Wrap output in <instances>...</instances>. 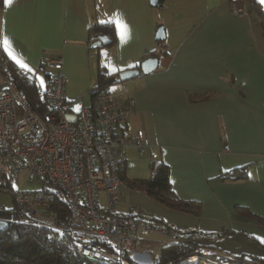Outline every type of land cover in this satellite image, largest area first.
I'll return each instance as SVG.
<instances>
[{
    "label": "crops",
    "instance_id": "crops-1",
    "mask_svg": "<svg viewBox=\"0 0 264 264\" xmlns=\"http://www.w3.org/2000/svg\"><path fill=\"white\" fill-rule=\"evenodd\" d=\"M244 2V14L234 12L232 0H13L0 6L4 50L9 54L7 37L12 54L33 70L44 54L59 56L74 111L92 103L89 89L99 71L118 74L158 58L153 71L117 87L134 99L118 127L143 139L142 147L126 148V175L147 178L152 162H164L174 194L196 207L174 209L123 183L118 213L141 212L169 230L148 236L151 249L139 255L148 263L187 229L223 234L195 240L205 264H264V30ZM114 17L127 25L124 39ZM105 21L114 22L115 41L91 46L104 35L92 25ZM160 27L165 35L158 38ZM3 87L0 78V92ZM242 165L247 177H220Z\"/></svg>",
    "mask_w": 264,
    "mask_h": 264
},
{
    "label": "built area",
    "instance_id": "built-area-1",
    "mask_svg": "<svg viewBox=\"0 0 264 264\" xmlns=\"http://www.w3.org/2000/svg\"><path fill=\"white\" fill-rule=\"evenodd\" d=\"M238 1L232 0L234 12L246 13ZM40 67L46 73L43 83L36 80L45 90L43 111L31 106L11 71L0 68V185L19 183L23 171L30 182H40L42 186L33 189L13 188L16 204L60 232L77 233L78 251L85 258L148 263L139 257L151 249L148 236L167 235L168 228L141 212L123 215L116 209L126 148L143 146L141 136L129 137L118 127L128 119L134 99L93 86V105L74 111L66 98L62 59L44 54ZM59 202L67 209L65 220L56 207Z\"/></svg>",
    "mask_w": 264,
    "mask_h": 264
},
{
    "label": "trees",
    "instance_id": "trees-1",
    "mask_svg": "<svg viewBox=\"0 0 264 264\" xmlns=\"http://www.w3.org/2000/svg\"><path fill=\"white\" fill-rule=\"evenodd\" d=\"M159 3L162 0H157ZM156 1V2H157ZM254 12L260 18L264 30V9L260 0H246ZM4 0H0L2 6ZM102 31L104 35L109 36L110 43L116 39V31L113 21L98 22L92 25V31ZM140 67V64L137 65ZM0 68L9 69L13 80L19 89L25 94L31 106L39 111L45 109L44 93L42 85H36L38 79L37 72L43 73V79L46 73L40 67L38 69L23 68L17 63L0 44ZM115 72L99 71L96 88H108L105 84L106 76L118 74ZM40 80V79H38ZM41 81V80H40ZM44 82V80H43ZM92 103L93 105V95ZM248 176L247 165L237 166L225 171L220 175L226 179H240ZM120 178L124 184L133 189H139L148 194L155 201L166 206L183 211H195V203L178 198L172 189L170 181V169L164 162H152L150 166V176L147 178H130L126 175L125 164L120 173ZM1 186H8L3 184ZM10 186V185H9ZM13 191V188H12ZM14 196V192H13ZM11 208L0 207V219L8 222L5 230H0V264H122L105 263L97 260L85 258L78 251V245L81 241L79 235L75 232H60L54 229L47 222L40 220L31 213L19 209L15 202ZM63 202L56 204L61 212L63 220L66 219V207ZM154 222L157 218L150 217ZM181 242L174 241L166 243L161 254L151 263H142L131 260V264H170L178 262L200 252V245L195 240L200 239L208 241L218 238L223 234L206 233L193 230H184L178 233ZM203 256V254H202ZM217 259V258H216ZM242 261L255 262L245 255L240 258ZM205 264V256L201 260Z\"/></svg>",
    "mask_w": 264,
    "mask_h": 264
},
{
    "label": "water",
    "instance_id": "water-1",
    "mask_svg": "<svg viewBox=\"0 0 264 264\" xmlns=\"http://www.w3.org/2000/svg\"><path fill=\"white\" fill-rule=\"evenodd\" d=\"M156 1L157 0H153V2H156ZM164 35H165L164 29L160 27L157 32V37L161 38ZM109 41H110V38H108L107 36L98 35V38L93 40L90 45L96 47L102 44H106ZM157 64H158V58L152 57V56L148 57L141 62L140 67L130 68V69L121 71L118 75V79H116L113 76H107L105 79V84L111 85L112 83H115L116 81L126 80L129 78L135 77L139 75L141 72L149 73L157 67ZM68 118L72 121L76 120L75 115H73L72 113L68 114ZM7 227H8V222L6 220L0 219V230H5Z\"/></svg>",
    "mask_w": 264,
    "mask_h": 264
},
{
    "label": "rangeland",
    "instance_id": "rangeland-1",
    "mask_svg": "<svg viewBox=\"0 0 264 264\" xmlns=\"http://www.w3.org/2000/svg\"><path fill=\"white\" fill-rule=\"evenodd\" d=\"M243 0H239L238 4L242 5ZM246 1V0H244ZM261 1V0H260ZM246 4V3H245ZM244 5V4H243ZM242 5V6H243ZM262 7L264 9V3H262ZM38 75V79H43V73L41 72H37ZM96 83L99 81L98 78L95 79ZM119 84H121V81H117L115 83H112L109 88L115 92H119L117 89V87L119 86ZM87 101H90V96L88 97ZM26 171H23L20 174V181L18 182H14L12 183V186H1L0 185V207H5V208H11L15 203H14V196H13V191L12 188H22V189H33L35 187H41L42 184L40 182L34 181V182H30L26 176ZM159 235L157 234H152L151 237H157ZM208 263V262H207Z\"/></svg>",
    "mask_w": 264,
    "mask_h": 264
},
{
    "label": "snow or ice",
    "instance_id": "snow-or-ice-1",
    "mask_svg": "<svg viewBox=\"0 0 264 264\" xmlns=\"http://www.w3.org/2000/svg\"><path fill=\"white\" fill-rule=\"evenodd\" d=\"M13 3V0H4V4L6 6L11 5ZM261 3H264V0H261ZM114 22L117 25L118 31H119V35L121 37V39H124L127 35V25L124 24L119 17H114ZM3 45L6 49L9 50V55H13L10 48H9V42L7 37H5L3 39ZM13 59H17L14 55H13ZM17 63H19L21 65V67L23 68H28V65L25 64L24 62L20 61L17 59ZM41 83H43V80L41 79ZM77 111H79V106H77Z\"/></svg>",
    "mask_w": 264,
    "mask_h": 264
},
{
    "label": "bare ground",
    "instance_id": "bare-ground-1",
    "mask_svg": "<svg viewBox=\"0 0 264 264\" xmlns=\"http://www.w3.org/2000/svg\"><path fill=\"white\" fill-rule=\"evenodd\" d=\"M199 257L197 255L190 256L187 261H183L182 264H198ZM214 264H219L214 261H212ZM211 261L208 264H213Z\"/></svg>",
    "mask_w": 264,
    "mask_h": 264
},
{
    "label": "clouds",
    "instance_id": "clouds-1",
    "mask_svg": "<svg viewBox=\"0 0 264 264\" xmlns=\"http://www.w3.org/2000/svg\"><path fill=\"white\" fill-rule=\"evenodd\" d=\"M195 255H198V254H195ZM193 256V255H192ZM199 257V256H198ZM189 258V257H188ZM188 258H186V260H188ZM182 260H185V259H182ZM202 259H200L199 258V261H201ZM208 261V260H207ZM202 262V261H201ZM198 264H200L199 262H198Z\"/></svg>",
    "mask_w": 264,
    "mask_h": 264
}]
</instances>
